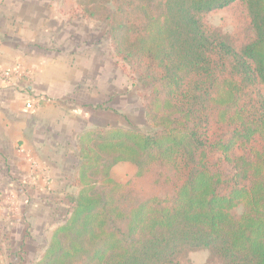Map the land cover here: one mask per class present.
<instances>
[{"label": "trees", "instance_id": "1", "mask_svg": "<svg viewBox=\"0 0 264 264\" xmlns=\"http://www.w3.org/2000/svg\"><path fill=\"white\" fill-rule=\"evenodd\" d=\"M233 3L247 8L253 34L241 49L203 21ZM78 4L105 24L114 57L136 76L151 131L78 136L80 191L33 264H180L200 250L214 264H264V0ZM213 116L230 129L226 139L211 136ZM121 163L139 177L167 168L181 185L135 200L112 178Z\"/></svg>", "mask_w": 264, "mask_h": 264}, {"label": "rangeland", "instance_id": "2", "mask_svg": "<svg viewBox=\"0 0 264 264\" xmlns=\"http://www.w3.org/2000/svg\"><path fill=\"white\" fill-rule=\"evenodd\" d=\"M82 1L87 4L91 0ZM64 5L66 14L61 20L64 27L58 32L61 50L51 54L48 49L49 56L59 60L49 64L52 66L45 69L38 84L52 102L48 110L33 119V135L38 138L34 145L36 152L31 146L27 148L29 151L18 148L26 150L28 160L27 172L20 177L8 162L0 163V264L39 261L53 232L69 218L80 191L76 182L79 166L76 145L83 131L111 128L151 131L144 110L146 95L139 90L131 70L114 57L105 24L85 16L78 0H65L61 7ZM94 7V3L90 5ZM203 21L230 35L238 49L253 35L247 8L241 3L210 12ZM211 125L215 140L229 136L230 129L217 123L214 116ZM218 171L226 177L231 175L222 164ZM112 178L126 186L135 200L171 197L181 185L179 176L161 166L139 177L135 165L121 163L112 170ZM220 192L226 194L229 189ZM242 212L243 207L235 210L236 215ZM208 257V252L200 250L181 257L179 262L214 264Z\"/></svg>", "mask_w": 264, "mask_h": 264}, {"label": "crops", "instance_id": "3", "mask_svg": "<svg viewBox=\"0 0 264 264\" xmlns=\"http://www.w3.org/2000/svg\"><path fill=\"white\" fill-rule=\"evenodd\" d=\"M64 1L0 0V69L21 67L32 74L30 79L14 77L9 82L0 81V163L8 162L17 177L27 172L25 149L31 146L35 150L37 143L33 119L48 110L52 102L38 84L45 69L52 66L49 64L59 60L49 56L48 49L51 54L61 50L58 32L64 27ZM36 101L40 106L28 111L27 103ZM19 147L25 149L19 151Z\"/></svg>", "mask_w": 264, "mask_h": 264}, {"label": "built area", "instance_id": "4", "mask_svg": "<svg viewBox=\"0 0 264 264\" xmlns=\"http://www.w3.org/2000/svg\"><path fill=\"white\" fill-rule=\"evenodd\" d=\"M14 77L19 78V79L20 78L30 79L32 77V74L31 72L26 71L21 67H16L15 69H7V70L0 69V81L9 82V81H12ZM39 106H40L39 101L30 102V103H27L26 109L28 111H33ZM32 164L36 165V163L34 162Z\"/></svg>", "mask_w": 264, "mask_h": 264}]
</instances>
